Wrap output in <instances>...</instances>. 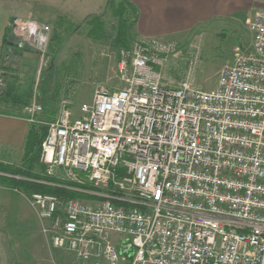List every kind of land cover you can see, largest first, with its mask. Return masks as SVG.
Here are the masks:
<instances>
[{"label":"built area","instance_id":"built-area-1","mask_svg":"<svg viewBox=\"0 0 264 264\" xmlns=\"http://www.w3.org/2000/svg\"><path fill=\"white\" fill-rule=\"evenodd\" d=\"M247 21L251 44L235 47L214 90L166 85L176 44L149 37L121 49L123 86L98 85L78 115L68 99L52 120L37 121L36 99L24 106L48 129L46 173L62 168L98 195L24 193L52 247L95 264H264V9ZM48 28L17 30L46 41Z\"/></svg>","mask_w":264,"mask_h":264},{"label":"rangeland","instance_id":"rangeland-1","mask_svg":"<svg viewBox=\"0 0 264 264\" xmlns=\"http://www.w3.org/2000/svg\"><path fill=\"white\" fill-rule=\"evenodd\" d=\"M114 1L119 3L121 0ZM18 7L31 10L36 16L15 18L11 22L13 30L7 39L15 47L21 48L22 52L10 55L9 67L1 70V107L24 113V106L34 99L43 106L40 86L45 73L51 111L46 114L43 106V112L36 115L37 121L56 118L63 99L72 102L74 113L78 115L80 104L92 100L98 85L104 84L111 89L123 86L119 73V55L124 47L120 48L114 44L113 38L117 32L119 17L114 14L110 0H19ZM131 13L129 28L133 44L149 37L140 35L134 20L137 14L133 9ZM94 15H99L103 21V37L90 35L91 25L87 21ZM26 21L47 25V40L41 41L40 37H29L22 30L18 31V24ZM155 38L174 42L177 48L160 68L166 85L178 86L181 81L190 79L195 86L211 91L217 86L223 65L232 60L235 47H249L252 34L246 20V23L236 28L218 24L193 30L182 37ZM2 51V56H5L6 46ZM3 88L8 89L16 101L3 98ZM52 110H55L54 114ZM24 203L20 202L19 207L29 213L32 226H27L21 234L15 233L14 236L9 233L7 227L4 230L6 238L3 242L6 248L8 247L14 264L19 261L18 251L27 256V250L33 244L29 238L31 233L36 235L34 241L37 245L45 242L37 215L31 206L28 209ZM17 225L22 224L18 222ZM12 240L15 241V251L10 247ZM44 250L47 253V264H57V259L52 257V252L56 249L51 246L48 234ZM68 255L67 260L72 263L75 255Z\"/></svg>","mask_w":264,"mask_h":264},{"label":"crops","instance_id":"crops-1","mask_svg":"<svg viewBox=\"0 0 264 264\" xmlns=\"http://www.w3.org/2000/svg\"><path fill=\"white\" fill-rule=\"evenodd\" d=\"M126 1L136 8L137 16L136 18L134 17V20H136L135 25L138 26L140 35L144 37H182L193 30L205 29L206 27L209 28L210 26L213 27L218 24L225 25L229 28H236L238 25L246 23L247 18L254 11L264 9V0ZM18 6L19 0H0V74L1 70L4 71L5 69L2 66L3 60L5 59V56H2V50L3 47H7V43L10 42L9 40L5 41V39L11 34L9 31L10 27L13 29L11 22L15 18L25 19L29 16H36L31 10L19 9ZM6 59L9 61L7 56ZM38 124L40 123L38 122ZM31 125L32 122L22 111L6 109L0 106V162L21 167L26 173L37 174L38 177H40L36 178L35 176L29 177L24 175L15 176L17 179L30 182L22 189L18 187L12 189L0 183V264H14L7 250L8 247L6 248L4 244L6 238L4 234L5 228L7 227L9 233L14 236L15 233L21 234L27 226H32L29 213L19 207L20 202H25L24 205H27L28 209H30L29 206H31L34 210L40 221L45 242L43 241L42 244L37 245V242L34 241L36 235L31 233L29 238H31L33 244L31 248L27 250V256H24L22 252L18 251V262L20 264H47V253L44 252V248L47 246V235L43 229L46 223L49 224L50 221H43L24 195V193H30L31 187L33 186L32 182L46 185L50 184L52 186H64L69 189L73 188L80 191V188L61 183L66 180L62 168H58L55 175H48L46 173V164L41 160V156L40 164H32L28 167L24 165L23 161L26 152L27 136ZM1 174L11 176L6 173ZM47 177H52L58 182L47 181ZM81 191L84 193L83 196L77 198L89 200H96L98 198L94 187L92 189H81ZM18 222L23 226L17 225ZM113 241L121 250H125L128 247L124 238L119 235H114ZM14 242L13 240L11 241L10 247L15 251ZM54 249L56 250L52 252V257H54V260L57 259V264H95L97 262H102L100 257H92L89 260H84L76 255V253L65 250L75 255V259L71 263L67 260L69 257L68 253L65 254V251L62 249Z\"/></svg>","mask_w":264,"mask_h":264},{"label":"trees","instance_id":"trees-1","mask_svg":"<svg viewBox=\"0 0 264 264\" xmlns=\"http://www.w3.org/2000/svg\"><path fill=\"white\" fill-rule=\"evenodd\" d=\"M110 4L112 5V9L115 15L119 17V24L117 26V32L114 35V44L117 47L120 48H130L132 45V36L130 32V19L132 16L131 9L134 10V13L136 12V8L131 5L126 0H121L119 3H116L114 0H110ZM87 23L91 25L90 29V35H94L96 38L103 37L105 35V30L103 28V21L100 19L99 15H94L91 17ZM12 27H10L9 31L12 33ZM9 33V34H10ZM5 41H8V39H5ZM16 55L15 53H8L5 52V59L3 60L2 66L7 69L8 66V60L6 59L10 55ZM41 86H40V92H41V101L43 103V106L45 108L44 112L47 114L49 111H51V101L49 98H47V73H45L44 76L41 78ZM2 97L6 100L13 99L14 97L11 95V92H9L8 89L3 88L1 90ZM16 101V100H14ZM52 113H55V110H52ZM51 116V114H49ZM52 117V116H51ZM47 118V117H46ZM50 118V117H48ZM47 118V119H48ZM47 126L44 124H38V122H32L31 128L29 130L28 136H27V142H26V152L24 156V165L26 167L31 166L32 164H40V156H41V146L42 142L45 139L47 135ZM0 172L10 174L11 176L1 174L0 173V183H3L7 185L9 188H16L19 189L24 188L25 185L29 184L30 182L17 179L15 176L17 175H24L36 178L38 175L33 173H26L25 170L21 167H16L13 165H8L5 163L0 162ZM47 181H54L58 182L56 179L52 177H47ZM61 183H64L68 186L80 188V191H77V189H69L67 187H60V186H52L50 184H43L38 182H32V187L30 192H42V193H54L59 195L62 198H71V197H80L83 196V191L81 189H92L93 187L89 184L81 185L76 182H72L69 180H64ZM17 264H20L18 261Z\"/></svg>","mask_w":264,"mask_h":264},{"label":"water","instance_id":"water-1","mask_svg":"<svg viewBox=\"0 0 264 264\" xmlns=\"http://www.w3.org/2000/svg\"><path fill=\"white\" fill-rule=\"evenodd\" d=\"M6 51L8 53H15V54H21L22 49L19 47H15L12 42L7 43ZM2 173V172H1Z\"/></svg>","mask_w":264,"mask_h":264}]
</instances>
